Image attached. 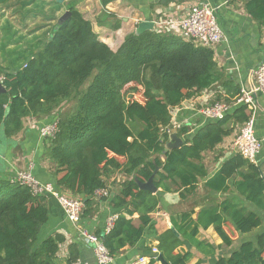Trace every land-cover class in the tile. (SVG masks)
I'll return each mask as SVG.
<instances>
[{"label": "trees", "instance_id": "16d2710c", "mask_svg": "<svg viewBox=\"0 0 264 264\" xmlns=\"http://www.w3.org/2000/svg\"><path fill=\"white\" fill-rule=\"evenodd\" d=\"M110 1L102 0V4L106 6ZM12 3L20 7L16 21L24 27L28 23L25 19L38 13L51 23L30 48H22L19 41L9 48L18 31L9 30V39L2 43V51L9 57L7 65L0 64L7 90L0 93V129L6 137H14L23 130L26 118L50 116L61 111L63 103L75 102L69 111L57 114L59 130L47 138L44 158L54 168L56 189L83 198V217L93 211L95 201H110L118 218L110 232L103 230L97 235L115 258L126 246L134 247L146 232L155 229L151 214L159 206V193L141 189L138 180H149L159 167L165 175L156 174L157 187L167 190L165 180L175 183L179 179V187H185L182 195L194 191L196 164L202 152L231 135L249 119L250 111L245 105L233 106L224 118L211 120L193 136L183 126L178 133L185 144L165 153L169 134L163 128L170 124L173 109L222 80L213 48L148 30L127 34L114 51L100 40L92 22L77 8V1L68 4L71 15L63 21L60 17L66 10L56 15L63 2L0 0V7L9 8ZM28 5L34 9H27ZM47 6L52 8L50 12L45 11ZM244 7L259 26L264 25V0H244ZM120 26V21L113 24L114 29ZM223 83L227 93L225 99L219 96V100L233 105L241 88L232 80ZM115 171L124 172L128 178L120 183L118 192L110 191V196L97 199L95 191L108 188L107 177ZM239 173L244 177L241 191L254 207L226 205L224 215L201 208L196 220L192 218L194 210L187 212L186 222L174 223L181 236L168 229L160 237V252L170 264H188L190 253L175 250L182 237H195L199 229L191 226L194 222L204 227L214 223L227 244L232 239L221 227L226 222L231 221L241 233L263 225L258 210L264 211V179L258 165L237 153L223 164L209 185L213 186V180L221 176ZM46 197L34 195L29 186L12 182L0 171V264H58L65 237L57 233L39 242L40 231L50 216ZM135 213L139 214L138 223L133 218ZM146 250L151 248L147 246ZM79 256V249L72 244L68 264ZM214 264H264V228L255 239L242 242Z\"/></svg>", "mask_w": 264, "mask_h": 264}, {"label": "crops", "instance_id": "0c3cea01", "mask_svg": "<svg viewBox=\"0 0 264 264\" xmlns=\"http://www.w3.org/2000/svg\"><path fill=\"white\" fill-rule=\"evenodd\" d=\"M50 1V0H46ZM77 1V8L84 16L92 22L95 32L100 40L107 43L110 48L116 51L124 42L127 34L135 32L138 23L142 20L155 18L160 12L170 9H178L180 12L192 4L209 2L217 9L219 24L225 32V40L222 41L215 50V60L218 70L222 73V80L201 91L200 94L188 99L176 111V119L194 133L207 123L211 122L201 112L206 103H212L225 99L227 88L224 81L232 80L239 84L240 88L249 87L255 82L252 71L264 59V25L259 26L257 22L247 13L244 7V0H171L162 3V0H112L106 6L102 0H64L63 3L69 4ZM64 4L56 15L62 14L67 10ZM32 6V7H31ZM27 7L33 8V5ZM8 9V10H7ZM52 8L47 6L45 11L50 12ZM4 10L12 12V16L6 19H15L20 16V7L14 3ZM25 9L22 11L24 12ZM178 11V12H179ZM10 21V20H9ZM116 21L121 22L118 29L113 28ZM11 22V21H10ZM226 102V101H225ZM256 113V136L264 140V95L257 97ZM66 102L62 105V110L66 108ZM232 110V109H231ZM57 114L43 118L28 117L25 120L23 130L14 137L9 138L4 152H0V171L11 177L18 169H29L31 173L43 183H55L52 164L44 158V150L48 144L47 138H42L38 129L31 125L36 122L39 126L49 124L56 120ZM235 131L224 138V140L213 148L202 152V159L196 164L195 175L197 181L194 191L181 194L185 187H179V179L172 183L165 180L164 183L169 187L164 190L158 187L160 203L158 208L151 214L155 223V229L146 232L143 239L134 247L126 246L121 253L114 258L112 264H129L138 255L147 253V246L159 248L160 237L168 229H173L179 236L174 223L182 224L187 212L194 210L193 220H196L201 208H211L218 212L223 211V206H253L242 193L240 183L244 179L239 173L236 176L224 178L219 177L213 180V186L209 185V180L218 175L223 164L232 156L237 154L232 146V141L237 133ZM114 155V154H112ZM164 158V157H162ZM124 161V157H118ZM256 165L261 170L264 179V146L257 157ZM244 167L243 171L246 172ZM157 175H165L160 168ZM60 176V175H59ZM128 176L121 171H115L107 177L108 188L111 193L118 192L120 183ZM146 182V181H144ZM47 205L50 216L46 224L42 227L39 234V242L49 235L60 233L65 237V241L60 245L58 252V264H68L70 257V246L73 244L79 249V258L96 264V257L92 246L87 245L79 238L77 228L70 222L66 213L56 197L46 194ZM254 207V206H253ZM258 210V209H257ZM114 212L109 200L95 201L93 211L83 217L84 226L97 234L104 230L107 218ZM258 212L264 220V211ZM224 215V214H223ZM139 214L135 213L133 218L138 223ZM193 228L198 226L195 237L188 235L182 237V243L176 248L175 253H190L188 264H214L220 257L229 256L234 250L238 249L242 242L255 239L256 235L264 228L263 225L257 230L249 233H241L235 230L231 221L221 225L223 230L230 236L232 242L227 244L219 234L216 225L212 223L208 227L202 224L191 225ZM154 264H161L156 261Z\"/></svg>", "mask_w": 264, "mask_h": 264}, {"label": "built area", "instance_id": "2783aa9c", "mask_svg": "<svg viewBox=\"0 0 264 264\" xmlns=\"http://www.w3.org/2000/svg\"><path fill=\"white\" fill-rule=\"evenodd\" d=\"M216 9L211 3L202 2L192 4L181 12L177 8L162 11L155 18L148 20L154 21V31L157 33L173 34L196 45L215 49L218 44L225 40V32L219 24ZM252 75L255 78V82L249 87L241 88V95L233 105L217 100L212 103H206L200 108V112L210 120H219L224 118L233 106L245 105L250 111V117L239 126L232 141V146L244 159L256 164L264 142V140L256 136L257 97L260 94L264 95V59L252 71ZM0 81L3 83V76H0ZM177 110L178 107L173 109L170 124L163 128V131L168 134L175 131L178 132L183 127L182 123L176 119ZM58 122L59 120L56 118L49 124L39 126L36 122H33L31 126L38 129L42 138H51L59 130ZM11 181L29 186L34 195L51 194L56 197L62 205L68 220L77 228L80 240L92 246L96 264L114 263V257L110 254L100 236L88 230L82 222L85 210L82 197L60 192L54 184L41 182L31 173L30 168L16 170L11 176ZM104 196H110L108 188H100L95 191L97 199ZM117 218L118 214L116 213H112L107 218L104 232L108 233L112 230ZM159 254L160 249L154 246L148 253L138 255L129 264H150L152 261H157ZM70 264L91 263L78 258Z\"/></svg>", "mask_w": 264, "mask_h": 264}, {"label": "rangeland", "instance_id": "374dc122", "mask_svg": "<svg viewBox=\"0 0 264 264\" xmlns=\"http://www.w3.org/2000/svg\"><path fill=\"white\" fill-rule=\"evenodd\" d=\"M15 2V1H13ZM66 4V3H64ZM68 6V4H66ZM31 6V5H29ZM28 7V6H27ZM32 7V6H31ZM30 7V8H31ZM34 9V7H33ZM8 10V9H7ZM7 10H4V7H0V64L5 66L8 63V57L9 53L6 51H2V43L4 41H7L8 38V33L9 30L12 31H18L19 34H17L9 45V48L14 47L16 44L15 42L19 41L18 43L22 46V48L27 49L32 47L37 43L39 39L42 38L43 33L49 29V25L51 22H47L45 16L43 14L40 15L38 13L36 16L32 15L25 19V24L27 23L26 21L28 20L27 26L24 27L21 23L16 21L15 19H6V17L12 16V12H8ZM36 11L38 9H35ZM34 11V12H36ZM11 21V23L9 22ZM10 24V25H9ZM8 30V31H7ZM10 34V33H9ZM92 77L88 79V81L83 85V88L87 86V84L91 81ZM66 108L64 110L61 109V111H56V114L62 115L66 111H69L70 108H72L75 105V102H66ZM9 142V138L5 136L3 129H0V152H4V148L6 143ZM264 146V142L262 145V149ZM261 149V150H262Z\"/></svg>", "mask_w": 264, "mask_h": 264}, {"label": "water", "instance_id": "95a60500", "mask_svg": "<svg viewBox=\"0 0 264 264\" xmlns=\"http://www.w3.org/2000/svg\"><path fill=\"white\" fill-rule=\"evenodd\" d=\"M57 2L62 3L64 0H56ZM71 15L70 10H66L64 14L60 17V21H63L67 19ZM155 29V24L154 21L152 20H142L138 23L135 33L140 34L144 31H154ZM6 87L3 85V83L0 81V93L6 92ZM190 136H193V133H190ZM185 144V140L182 136L179 135L177 131L172 132L169 134V141L165 144V149L164 152L167 153L168 151H171L173 149H177L182 147ZM159 167H157L154 171V173L151 175L149 180L146 182H141L138 180L139 186L141 189L147 190L152 193H156L158 190V187L155 185L154 179L156 174L159 171ZM157 261L160 262L161 264H170L164 257L163 253L160 252L158 255Z\"/></svg>", "mask_w": 264, "mask_h": 264}]
</instances>
